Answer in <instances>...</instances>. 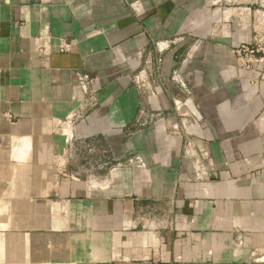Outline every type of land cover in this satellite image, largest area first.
Instances as JSON below:
<instances>
[{"label": "crops", "instance_id": "crops-1", "mask_svg": "<svg viewBox=\"0 0 264 264\" xmlns=\"http://www.w3.org/2000/svg\"><path fill=\"white\" fill-rule=\"evenodd\" d=\"M0 182L76 264H264V0H0Z\"/></svg>", "mask_w": 264, "mask_h": 264}, {"label": "rangeland", "instance_id": "rangeland-1", "mask_svg": "<svg viewBox=\"0 0 264 264\" xmlns=\"http://www.w3.org/2000/svg\"><path fill=\"white\" fill-rule=\"evenodd\" d=\"M248 47L240 45L238 50H247ZM181 63L182 60L178 61L176 66ZM217 77L220 79V74ZM169 80L175 87L185 82L176 72ZM185 89L188 91L187 86ZM16 190L7 185L3 187L0 182V264H76V259L81 257L80 235L68 232L59 213L58 218L51 221L43 217L28 218L33 206L24 202L23 196L19 198ZM57 200L60 203L63 197Z\"/></svg>", "mask_w": 264, "mask_h": 264}, {"label": "built area", "instance_id": "built-area-1", "mask_svg": "<svg viewBox=\"0 0 264 264\" xmlns=\"http://www.w3.org/2000/svg\"><path fill=\"white\" fill-rule=\"evenodd\" d=\"M180 86H181V88H185V85H184L182 82H180ZM68 121H70V119H69ZM136 160H137V161H140V158L137 157Z\"/></svg>", "mask_w": 264, "mask_h": 264}]
</instances>
